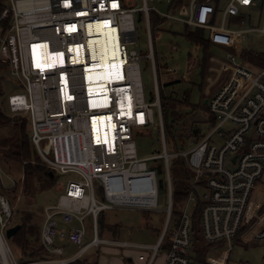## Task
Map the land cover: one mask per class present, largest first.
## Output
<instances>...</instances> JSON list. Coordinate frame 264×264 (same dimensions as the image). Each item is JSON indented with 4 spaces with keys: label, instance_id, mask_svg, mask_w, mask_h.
Segmentation results:
<instances>
[{
    "label": "built area",
    "instance_id": "built-area-1",
    "mask_svg": "<svg viewBox=\"0 0 264 264\" xmlns=\"http://www.w3.org/2000/svg\"><path fill=\"white\" fill-rule=\"evenodd\" d=\"M140 1L139 7H133L134 0L129 5L123 0H8L0 14V21L9 19L5 30L0 26V61L8 63L18 85L17 92L8 96L9 112L28 114L31 141L53 172L80 177L58 183L55 203L43 209L40 244L46 254L61 255L63 248L56 242L67 241L78 248L74 259L101 244L129 246L100 239L97 216L107 209L160 211L157 190L161 180L162 186L164 181L167 184V205L161 211L160 240L152 246L145 264H153L166 235L170 241L162 264H192V219L197 209L205 261L226 264L234 243L244 240L246 231L248 241L264 240V221L254 227L264 211V188L260 187L264 171V68L253 73L227 53L226 79L214 86L218 78L205 77L204 90L212 88L205 91V106L214 124L180 153L188 185L180 194L179 206L173 208L170 154L165 151L149 12L210 34L227 33L230 20L240 9L260 0H226L219 25L214 21L220 0H189L176 15L154 7L161 1L169 7L171 0ZM136 12L142 13L148 31L145 55L137 40ZM260 32L264 33V27ZM102 39L115 52L107 69L100 66V55L106 50ZM144 58L149 60L153 76L150 100L142 82ZM166 70L170 74L177 71ZM154 115L159 120L163 152L138 157L132 131L149 130ZM155 160L161 162L148 165ZM198 189L204 190L201 196ZM191 202L194 211L189 217L186 209ZM4 204L8 203L0 196V246L5 249L3 253L0 248V264H18L5 237L10 215L3 210ZM87 216L91 217L92 230L88 241L84 227Z\"/></svg>",
    "mask_w": 264,
    "mask_h": 264
},
{
    "label": "rangeland",
    "instance_id": "rangeland-1",
    "mask_svg": "<svg viewBox=\"0 0 264 264\" xmlns=\"http://www.w3.org/2000/svg\"><path fill=\"white\" fill-rule=\"evenodd\" d=\"M135 3L131 6L139 7L141 5L140 0H134ZM226 0H220L219 10L215 17V25H219L220 13L223 10ZM5 5L8 4V0H3ZM152 6V3H149ZM154 7L160 12H166L168 14L176 15V11H173L168 7V3L165 1L154 3ZM136 18V33L139 47L142 53L145 55L147 53V42H148V31L146 28V23L144 19L138 20V12L135 13ZM244 22L241 26L234 25V28H258L261 26V21L258 22L257 18L251 15V21L247 22L249 16L243 14ZM188 29L185 24L180 21L165 18L162 23L156 27L151 25V39L152 46L154 50L156 72H157V83L159 93L164 97H176L181 98L184 92H189L190 103L193 105H202L200 87L204 88L205 80L204 78L209 74L208 70L203 73L204 78H202L200 67H196L198 60L201 61L203 48L192 44L184 36V32ZM207 35L210 36L211 45L207 51V56H214L219 59V62L227 60L226 49L233 48L236 51L235 57L237 63L241 62L245 68L251 72H259L264 68V63H258L259 59H255V55H245L242 57L240 52L238 53L236 49L244 50L241 54L252 51L256 53H264V35L258 32L250 31L247 34H233L224 32H212L211 35L208 32ZM223 44V46L221 45ZM174 47V50L172 49ZM132 48V46L130 47ZM242 57V58H241ZM199 61V63H200ZM236 63V64H237ZM192 66L190 67L189 66ZM216 63L209 62L208 65L214 66ZM194 65V66H193ZM173 68L177 71L174 74L167 72L166 68ZM142 82L144 86V91L146 99L150 100L154 92L153 76L151 71L150 62L148 59H142ZM7 76L4 82L5 96L0 98V101L5 104V99L13 92L14 86L12 82L7 81L10 77L8 71L4 72ZM9 76V77H8ZM212 77V73H210ZM220 83V82H218ZM4 101V102H3ZM7 106V105H6ZM8 108V107H7ZM5 110V109H4ZM3 110V111H4ZM204 109L197 108L194 112L189 111V114L182 119L177 124H172V119L168 117L163 127L165 130V151L170 154L169 158V171L170 180L173 191V208L179 206L178 202L182 201V196L178 194H184L188 185V180L186 178V169L183 165V156L180 155L183 149L187 148V145H182L178 141V134L182 130V124L190 125L191 123L203 119L202 115ZM8 116L11 118L16 115H23L26 113L12 114L7 112ZM205 119V118H204ZM193 124H196L193 123ZM159 120L157 116L154 115L153 124H151L148 129H133V140L135 142L136 151L138 157H147L156 155L163 152L161 136L158 132ZM169 129L172 133H169ZM175 132V134H173ZM17 127L13 123L0 124V149L6 150L8 147L16 140L17 137ZM1 161V160H0ZM6 162V161H5ZM161 160L149 161L148 165H153L155 163H160ZM6 169L1 170L0 168V184L2 186V191L0 187V196L4 198L5 202L8 204L9 209V222L8 227L14 226L19 223L20 216L23 212H31L33 214L32 223L39 227L42 220L43 209L47 205L55 203L59 190L60 184H64L67 179H80L79 176L74 173L61 174L54 170L56 180L51 186L46 185L44 178L39 179L35 175L29 176L28 185H22V175L20 174V166L16 163L9 162L5 163ZM163 176V174H159ZM20 179V180H19ZM19 183L20 186L13 189V186ZM262 182L264 183V174L262 177ZM16 187V186H15ZM13 189V190H12ZM9 190V191H8ZM11 190V191H10ZM197 193L201 196L204 193L203 189H198ZM96 197L99 194L96 193ZM167 205V184L164 181L162 187H158L157 190V208L160 211H152L150 213H142L138 211H124V210H113L107 209L103 210L98 216H103L104 223L108 226H113L118 224V229L120 230L118 239L120 240H131L137 243H145L146 241L155 244L158 237L156 236V231L160 230L164 219V213L161 211L165 209ZM1 210V209H0ZM194 211L193 202H191L187 209L186 214L191 217ZM1 215L3 217L4 214ZM59 221V217L56 216ZM84 227L86 230V241L91 238V217L87 216L84 219ZM101 236L112 237V233L108 230H104ZM7 244L15 257L18 264H23L28 259L23 257L20 253L19 248L11 244L9 239H6ZM62 245L68 248L69 253H72L77 248L67 241H64ZM238 246H243L234 243L233 249L229 258L228 264H261V258L264 254V240L255 242L254 245H245L239 248ZM108 246L101 245L96 252L95 249H91L85 254L83 258H91V254L101 255L104 254L105 249ZM150 253L149 250H146ZM162 252L157 250L155 263H160ZM22 257V259H21ZM48 259V258H44Z\"/></svg>",
    "mask_w": 264,
    "mask_h": 264
},
{
    "label": "trees",
    "instance_id": "trees-1",
    "mask_svg": "<svg viewBox=\"0 0 264 264\" xmlns=\"http://www.w3.org/2000/svg\"><path fill=\"white\" fill-rule=\"evenodd\" d=\"M130 0H123L124 5H129ZM189 0H171L169 8L173 11H176L182 4L187 3ZM5 8V4L3 0H0V14L2 10ZM143 15L141 12H138V20H141ZM164 21V18L158 16L154 12H149V26L151 32V25L157 26ZM232 21L236 24H240L242 22L241 16H235L232 18ZM9 25V19H5L0 21V26L5 30ZM187 27V31L184 32L183 36L190 41L194 45H198L203 48V55L201 61L198 60L196 67H200L202 78L203 73L206 72L208 66V58L207 51L212 44L206 30L199 27ZM3 30V31H4ZM230 50V49H229ZM245 55H255V59H259L258 63H264V53H256L252 51H248L242 54V57ZM200 61V63H199ZM8 71L10 77L7 81L12 82L14 86V90H18V85L16 84L14 78L10 73V68L7 62L0 61V98L5 96L4 90V80L7 78L4 75V72ZM205 80V78H204ZM202 87H200V92L202 91ZM159 101H160V109L162 115L163 125L170 117L172 119V124H177L182 119H184L189 111L194 112L197 108H203L204 115L203 119H199L196 124L191 123L190 125L182 124V130L176 134L178 136V141L182 145H190L199 138H201L214 124V119L212 115L207 110L204 105H193L190 103L189 92H184L181 98L176 97H164L159 93ZM4 102V101H3ZM7 97L5 99V104L0 101V124L5 123H13L17 127V137L16 140L8 147L6 150L0 149V168L1 170L6 169L5 163L13 162L20 166V174L22 175V185H28L29 176L35 175L39 179L44 178L47 186H51L54 184L56 177L54 172L42 161L39 154L37 153L32 141H31V133H30V120L28 114L16 115L14 117L8 116L7 112L9 109L7 108ZM5 109V110H4ZM4 110V111H3ZM165 126V125H164ZM165 132V130H164ZM169 133H171L169 129ZM175 134V132L173 133ZM172 135V133L170 134ZM166 140V139H165ZM6 161V162H5ZM52 174V175H51ZM20 180V179H19ZM16 186V187H15ZM20 186L19 183L15 182L13 189ZM1 190L2 186L0 184ZM12 189V190H13ZM3 191V190H2ZM9 191V190H8ZM11 191V190H10ZM4 192V191H3ZM180 195V194H178ZM33 214L31 212H23L19 219V229L12 235L9 239L10 243L19 248L23 257L28 260L40 258L44 252L42 245L39 241V229L36 225L32 223ZM97 226L99 231H103L105 229H115L117 226H108L105 225L101 216H97ZM157 237L159 236V230L156 232ZM192 251L194 253V264H204V251L205 245L201 240L200 231L198 227V209L195 212L192 219ZM169 237L166 235L162 238L159 249H168L169 247ZM46 254V253H45Z\"/></svg>",
    "mask_w": 264,
    "mask_h": 264
},
{
    "label": "crops",
    "instance_id": "crops-1",
    "mask_svg": "<svg viewBox=\"0 0 264 264\" xmlns=\"http://www.w3.org/2000/svg\"><path fill=\"white\" fill-rule=\"evenodd\" d=\"M243 14L246 15V16H249V19L247 20V22L251 21V15L255 16L257 18L258 22H260V21L262 22L261 26H258V28H253V29H250V27L249 28H239V29L238 28H234L233 27L234 25L235 26L236 25L241 26L242 23L244 22ZM237 16H241L242 17V22L240 24H236L231 19L230 23L228 25V28L230 30L227 33H233V34L236 35V34H244V33L247 34L250 31H255V32L260 33L261 35H264V33L260 32V29H262L264 27V0L253 2L250 6L240 9L239 14ZM208 32L209 31L206 30V33H208ZM208 38H210L209 35H208ZM221 45L223 46V44H221ZM236 50H237L238 53L240 52V55H242L241 53L244 51V50H240V49H236ZM225 51H226V54L227 53H232L233 55H235L234 53L236 52V51H234L233 48H230V50L226 49ZM210 61L213 62V63L214 62L216 63L214 66H212V65H208L207 66V70L210 71L208 75H210V73H212V78L213 77H214V79H216V77L218 78V80H216V82L214 84V86H216L217 84H219L218 82H222V81H224L226 79L227 74H228V67H229L228 64L229 63L226 60L219 62V59L215 58L212 55H210L209 58H208V63ZM235 63H237L236 58H235ZM195 65H197V64H195ZM237 65L244 67L243 64H241V62L240 63L238 62ZM203 90H204V88L201 91V98H200V99H202V102L207 98V96L205 94V91L208 92V91L212 90V88L210 89V87H209V88L205 89L204 91ZM263 174H264V171H263ZM263 174H262V177H263ZM262 177L260 179L261 184H262V186H260L261 189L264 188V183L262 182ZM124 211H130V210H124ZM142 213H146V212H142ZM101 218L103 219V216H101ZM263 221H264V211L256 219V221L254 223V227H257L258 225L260 226ZM41 222H42V220H41ZM41 222L39 224L38 229L40 228ZM103 222H104V219H103ZM113 226H115V225H113ZM116 226H117V228L108 230V231H110L112 233V237L101 236V234H102V232L104 230L103 231H101V230L99 231V229H98L99 238L100 239H105L107 241H112V242L113 241L126 242V243L129 244V246H122V245L109 244V243L101 244V245L108 246L105 249L104 254H102V253H101V255L91 254V256H92L91 258H89V259H87L86 257L83 258L85 256V254L87 252H89L92 248L95 249L96 252H98L97 250L101 246V245H99L97 247H90L85 252H83L80 256H78L76 259H74L73 257L78 252V248L76 246L75 247L77 249L75 251H73L72 253H69L68 248H65L62 245L63 242H61V243L60 242H56L58 245H60L63 248V253L61 255H51L50 256L48 254L43 253V255L40 258L27 260L25 262L50 261L49 264H59V263H57L58 261L65 260L66 263H63V264H145V261H146L147 257L151 253L152 246H154L157 242L155 244H152L149 241H146L145 243H137V242H133L131 240H123V239L120 240V239H118V236H119V233H120V230L118 229V224H116ZM10 227H12V226H10ZM105 230H107V229H105ZM246 232H248V233L245 234L244 240L236 241L238 244H241V245L245 246V245H249V244L250 245H254L255 242H258V241H252V240L248 241L249 231H246ZM157 241H158V239H157ZM243 246H238V247L239 248H246V247H243ZM146 250H149L150 253H147ZM159 250H161L162 255H161L160 263H158V264H162L163 261H164L165 252H166L167 249H159ZM230 255H231V253L229 254V257H228V260H227L226 264H228V262H229ZM140 256H142V258H140ZM194 257L195 256L193 254V256H192L193 261H194ZM44 258H48V259H44ZM21 259H22V257H21ZM203 259H204V262H205L204 264H208L205 261V251H204ZM70 260H72V261H70ZM154 263H155V259H154L153 264ZM192 264H194V262H192ZM261 264H264V254H263L262 258H261Z\"/></svg>",
    "mask_w": 264,
    "mask_h": 264
},
{
    "label": "bare ground",
    "instance_id": "bare-ground-1",
    "mask_svg": "<svg viewBox=\"0 0 264 264\" xmlns=\"http://www.w3.org/2000/svg\"><path fill=\"white\" fill-rule=\"evenodd\" d=\"M101 43H102V45H104V47H105L106 50L103 51V53L100 55V56H102V59H101V62H100V66L103 69H107V68H109L110 61L112 59H114L113 58V55H115V52H114V50H112V47L111 48L110 47L109 48L107 47V40L106 39H102V42ZM2 208H3V210L6 213L9 212V209H8V206L7 205L4 204ZM0 248H1L2 252L4 253V251H5L4 247L1 245ZM2 252H1V254H2Z\"/></svg>",
    "mask_w": 264,
    "mask_h": 264
},
{
    "label": "water",
    "instance_id": "water-1",
    "mask_svg": "<svg viewBox=\"0 0 264 264\" xmlns=\"http://www.w3.org/2000/svg\"><path fill=\"white\" fill-rule=\"evenodd\" d=\"M207 98L202 102V104L203 105H206V103H207ZM159 170V169H158ZM52 175V174H51ZM158 186L159 187H162V181L161 180H159L158 181ZM19 227H20V225L19 224H16V225H14V226H12V227H9V228H7L6 229V231H5V237H6V239H10L11 237H12V235L19 229ZM160 240V238H158V241ZM157 241V242H158Z\"/></svg>",
    "mask_w": 264,
    "mask_h": 264
},
{
    "label": "snow or ice",
    "instance_id": "snow-or-ice-1",
    "mask_svg": "<svg viewBox=\"0 0 264 264\" xmlns=\"http://www.w3.org/2000/svg\"><path fill=\"white\" fill-rule=\"evenodd\" d=\"M245 2H247V0H245Z\"/></svg>",
    "mask_w": 264,
    "mask_h": 264
}]
</instances>
